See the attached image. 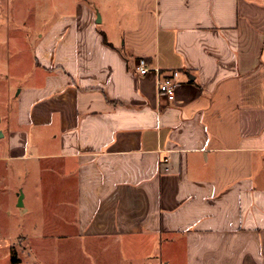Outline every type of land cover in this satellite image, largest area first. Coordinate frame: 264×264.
<instances>
[{
	"label": "crops",
	"instance_id": "1",
	"mask_svg": "<svg viewBox=\"0 0 264 264\" xmlns=\"http://www.w3.org/2000/svg\"><path fill=\"white\" fill-rule=\"evenodd\" d=\"M4 19L28 80L0 160L41 162L59 223L0 263L264 264V0H0ZM140 59L178 72L173 96Z\"/></svg>",
	"mask_w": 264,
	"mask_h": 264
},
{
	"label": "rangeland",
	"instance_id": "2",
	"mask_svg": "<svg viewBox=\"0 0 264 264\" xmlns=\"http://www.w3.org/2000/svg\"><path fill=\"white\" fill-rule=\"evenodd\" d=\"M42 1L33 0L35 5ZM33 19L27 23V26L21 27L23 34L31 32L32 36L29 39L25 38L24 42L26 49L24 63L27 66L33 62V47L30 40H33L36 34L34 31L38 28V22ZM17 32L15 23L8 19H4L0 24V44H2L0 47L2 51L0 56L1 144L6 143V139L2 137L8 134V116L11 114L16 96L23 87L20 82L28 80L24 75L25 72L17 74V47L15 45ZM29 152H35V150ZM40 166L41 162L35 159L0 160V259L9 256V261L13 262V257H17L16 251L19 253V250L13 249L11 244L17 242L16 238L18 239L19 236H36L48 228L56 231L54 229L59 223L57 220L48 223L50 226L45 225L46 218L51 216V209H48L47 203L44 204L46 199L40 190L42 183L39 177ZM20 197H22L21 202Z\"/></svg>",
	"mask_w": 264,
	"mask_h": 264
},
{
	"label": "built area",
	"instance_id": "3",
	"mask_svg": "<svg viewBox=\"0 0 264 264\" xmlns=\"http://www.w3.org/2000/svg\"><path fill=\"white\" fill-rule=\"evenodd\" d=\"M137 71L141 75H146L150 72H154L157 76V87L160 94L173 96L177 81L175 77L178 75L177 71H174L168 76H164L158 68L151 69L147 65L144 59H140L137 66Z\"/></svg>",
	"mask_w": 264,
	"mask_h": 264
},
{
	"label": "trees",
	"instance_id": "4",
	"mask_svg": "<svg viewBox=\"0 0 264 264\" xmlns=\"http://www.w3.org/2000/svg\"><path fill=\"white\" fill-rule=\"evenodd\" d=\"M16 261H17L16 257H13V262H16Z\"/></svg>",
	"mask_w": 264,
	"mask_h": 264
},
{
	"label": "water",
	"instance_id": "5",
	"mask_svg": "<svg viewBox=\"0 0 264 264\" xmlns=\"http://www.w3.org/2000/svg\"><path fill=\"white\" fill-rule=\"evenodd\" d=\"M22 201V197H20V202Z\"/></svg>",
	"mask_w": 264,
	"mask_h": 264
}]
</instances>
